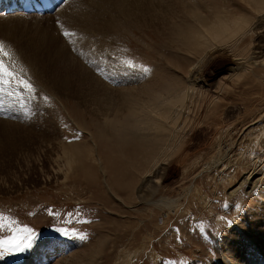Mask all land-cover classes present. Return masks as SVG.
<instances>
[{"label": "rangeland", "instance_id": "rangeland-1", "mask_svg": "<svg viewBox=\"0 0 264 264\" xmlns=\"http://www.w3.org/2000/svg\"><path fill=\"white\" fill-rule=\"evenodd\" d=\"M250 1L68 0L54 15L0 11V61L12 73L0 74V238L24 226L35 237L0 264H223V255L264 264V4L252 10ZM115 3L122 49L103 46L88 21L91 8L110 16ZM224 6L230 21L252 20L238 49L258 55L261 78L243 75L225 45H196L204 57L190 70L196 56L179 28L196 24L194 9ZM196 76L178 153L162 144L154 154L135 126L120 140L127 126L117 122L149 111L156 96L169 102ZM220 145L232 158L214 167Z\"/></svg>", "mask_w": 264, "mask_h": 264}, {"label": "bare ground", "instance_id": "bare-ground-1", "mask_svg": "<svg viewBox=\"0 0 264 264\" xmlns=\"http://www.w3.org/2000/svg\"><path fill=\"white\" fill-rule=\"evenodd\" d=\"M65 2H66V0L60 6H58L55 9V11L52 13V15H54L55 12ZM260 3L264 4V0H254V2H253V0H251L249 2V5L252 8V10H254L255 7L257 6L256 4H260ZM254 4H255V6H254ZM79 5L83 6L86 4H84L83 2H80ZM215 12L216 13L212 14V15L208 14V15L201 16V14L197 10L194 9V11H192V13L195 16V21L193 23H196V24L188 25L186 27L187 28L186 30L184 28H179V30H178V35H177L178 41H185L186 43H188V45H189L188 50L190 51V53H192L196 56L195 61H193L191 63L190 70L191 71L194 70L195 73L199 72V70H195V69L198 68V63H200L201 59L204 57L198 53L197 50L199 47L198 48L195 47L196 45H199L200 47L207 46L210 49L213 48L214 46L225 45V46H228L230 48L231 52L234 51V55L236 56L237 61H238L237 64H241L240 65L241 68H239V71H240V69H242L243 71H241V72L243 75L246 76V75L253 73L254 74L253 77L256 76L257 78H261V76H259V75H261L260 72L255 73L257 70L255 71V68H254V66H256L255 65V62H256L255 56H258V55L251 56L250 57L251 59H250L249 56H245L243 54V51L240 52V50L238 49L239 48L238 40L243 38L247 34L248 31L246 28H247V26L251 27L252 22H250V21H252V20H249L250 18L245 19V18H243V17L241 18L239 16L235 19V21H230L229 20V8H228V6H224L222 10L215 11ZM13 13H16V11L11 12V14H13ZM19 13H22V12H19ZM197 13L201 16L199 19H198ZM8 14H10V13H8ZM23 14H25V15L33 14V15H38L40 17L51 15V13L50 14L46 13V14H42V15L35 14V13H29V14L23 13ZM5 15H7V14H5ZM9 16H12V15H9ZM197 20H198V24H197ZM88 21H89V26L93 27L94 31L96 32V38L99 39L100 43L103 46H106L107 48H109V46L111 45V42H112V44L114 46L118 45V47L120 49H122L121 46H119V43L117 45L115 43L116 40L118 41L121 39V34H119V32H118V17H117V4L116 3L112 9V14L110 16H109V12H108L107 8L105 7V5L99 6L98 10H96L95 8H91L88 12ZM179 27H181V25H179ZM210 41L212 43H210ZM182 48H184V47L179 46V49H182ZM253 53L256 54L259 52L254 51ZM119 58H121V57H119ZM262 59H264V55H262ZM261 60H259V62ZM259 67H257V68H259ZM261 72H263V71H261ZM200 79H202V77H199V76L194 77L192 80L189 81V83H188L189 85L187 84L183 88H181L180 91L177 92L175 97L172 100H169V102L167 101V99H165V98L163 99L161 96H156L155 98H153L152 102L150 103V110L149 111L146 112L145 110H143L141 112V114H138V113H136L135 110H132L131 112L133 114V117L127 116L123 120L116 123V125L124 124L127 126L124 129L117 130L116 131L118 134L117 136L120 138V140L122 142H128L130 140V138H132V136L136 135V134L135 135L132 134L133 127L135 126V128H137L139 130L137 136H141V137L149 140V142L152 143V145L154 146V154H155L156 148L160 147V145H162V144H165V146L162 147L163 150H169V149L172 150V147H175V148L177 147L176 150L173 149L175 152H177L180 149V146L183 147V143L185 140V135H183L184 132L187 129H189L188 128L189 126H187L188 125L187 121H185L186 120L185 114L187 112L184 109H186V102L193 98L192 92L195 89L194 88V86L196 85L195 82L199 81ZM262 81L263 80H261V82ZM262 85H263V83H262ZM156 102L158 103V105H157V107L153 108V105ZM136 118L139 119L137 125H135V123H133V122L137 121ZM147 119L152 121L151 125H149L145 122V120H147ZM149 127L151 129L152 128L155 129L154 130L155 133L152 132V134H150L151 140L149 139V134H147L146 132L143 131L144 128H145V130H147ZM140 130L143 133H141ZM165 130L168 131V135H167L168 138L166 140L167 142L166 141L161 142L160 137H159V139H157L158 138L157 136L162 135V133ZM171 130L173 133V138H171V135H170ZM148 131H149V129H148ZM159 133H160V135H159ZM261 133H262V131H261ZM262 134L264 135V126H263V133ZM151 136H153V137H151ZM230 145H229V149L231 147ZM219 149L221 151L218 153L217 159L214 161V163H212V166H214V167L220 163L223 164L226 161L230 162L231 158H232V156H229L231 153H229L228 150L224 151L222 149L221 145L218 148V150ZM227 157H228V159L224 160ZM167 160L169 162V158H167ZM156 177H157V179L155 181H152V190L153 191L157 190V186H161V182H162L161 179L159 178V175H157ZM248 179H249V181L247 180L248 183H250V182L256 183L257 182V179L253 178L252 175H249ZM244 183H242V186L244 185ZM153 191H149V192H153ZM233 191H235V190H233ZM225 256L226 255L221 256L223 264L226 261H227L226 264H241V261H240V259H238V257L232 258L233 259L232 260L230 257L227 258Z\"/></svg>", "mask_w": 264, "mask_h": 264}, {"label": "snow or ice", "instance_id": "snow-or-ice-1", "mask_svg": "<svg viewBox=\"0 0 264 264\" xmlns=\"http://www.w3.org/2000/svg\"><path fill=\"white\" fill-rule=\"evenodd\" d=\"M64 35L67 36L68 33L65 32ZM0 50H2V47H0ZM5 55H7V53H5ZM0 74H6L8 76L12 75V73L7 72L3 61H0ZM2 219L3 217H0V220ZM4 227L5 225L3 223H0V228ZM61 231H63V235L65 236L78 235L76 230ZM80 238L84 237L81 236ZM34 240L35 237L33 235V229L28 228L27 226L16 228L14 229L13 234L5 238H0V255L22 253L32 247Z\"/></svg>", "mask_w": 264, "mask_h": 264}]
</instances>
